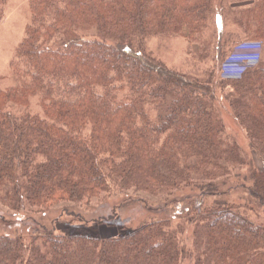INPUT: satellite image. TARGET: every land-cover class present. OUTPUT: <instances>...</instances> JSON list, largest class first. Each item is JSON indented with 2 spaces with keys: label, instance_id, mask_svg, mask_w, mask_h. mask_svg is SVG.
I'll list each match as a JSON object with an SVG mask.
<instances>
[{
  "label": "trees",
  "instance_id": "16d2710c",
  "mask_svg": "<svg viewBox=\"0 0 264 264\" xmlns=\"http://www.w3.org/2000/svg\"><path fill=\"white\" fill-rule=\"evenodd\" d=\"M30 9L12 84L0 79V223L19 219L16 233L0 234V264H264V225L230 201L243 191L263 209L264 171L225 136L216 94L264 158V64L222 88L168 69L145 45L186 31L204 39L213 18L260 51L264 0H30ZM149 200L148 221L116 225L119 210ZM64 203L81 207L57 209Z\"/></svg>",
  "mask_w": 264,
  "mask_h": 264
},
{
  "label": "rangeland",
  "instance_id": "374dc122",
  "mask_svg": "<svg viewBox=\"0 0 264 264\" xmlns=\"http://www.w3.org/2000/svg\"><path fill=\"white\" fill-rule=\"evenodd\" d=\"M30 20V0H9L3 9V16L0 19V79H2V88H7L12 84L10 66L25 37ZM215 22L213 18L210 20L205 38L200 40H189L186 37L188 36V31L182 37L151 36L145 43L147 52L170 70L205 82L211 77L213 79L211 83L222 88L224 87L222 84L230 83L227 80L240 79V76L246 70H257L261 64H264V44L262 42L260 51L258 44L255 43H253V46H242L243 42L246 41H259L245 39L240 29L231 20H228V23H226L228 26H223L222 29H219L221 28V22L218 24L219 27L217 23L215 25ZM216 92L217 96L220 97V108L218 110L225 127V136L230 142L236 143L249 159L252 158L258 169L264 171V158L252 152L246 131L239 124L233 112L228 109V102L223 98L224 95H221L219 91ZM231 93H233V90ZM31 109L34 111L39 110L36 107V100H33ZM155 115L156 112L152 111L151 117L155 118ZM172 197L174 196H169L170 199ZM127 200L128 195L109 199L112 206H118L117 204L124 203ZM230 201L240 206L242 213L251 221L264 225V208L259 209V206L251 205L250 198L243 191L232 192ZM159 203L160 200L157 204ZM146 204L143 205L141 202L132 204L130 202L127 208L118 211L116 219H119V221L116 222V225L120 226L126 221L130 222H125L127 227H133L148 221L149 218L154 216L153 212L149 211V208L154 209L155 204L151 201ZM69 206L72 208L81 207L72 203H64L60 204L57 209L63 210L64 208H69ZM49 221H53V218ZM68 221L73 222L71 219ZM17 226H19V219L16 222L0 223V234L12 235L19 230ZM56 226L58 229H64L71 225L69 223H57ZM189 231V234H191L192 229ZM92 233L101 235L102 230L101 228H94ZM107 235L109 236L110 234Z\"/></svg>",
  "mask_w": 264,
  "mask_h": 264
},
{
  "label": "built area",
  "instance_id": "2783aa9c",
  "mask_svg": "<svg viewBox=\"0 0 264 264\" xmlns=\"http://www.w3.org/2000/svg\"><path fill=\"white\" fill-rule=\"evenodd\" d=\"M244 46H251L250 44H245ZM243 54H246V53H244V52H242Z\"/></svg>",
  "mask_w": 264,
  "mask_h": 264
}]
</instances>
